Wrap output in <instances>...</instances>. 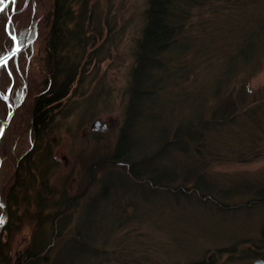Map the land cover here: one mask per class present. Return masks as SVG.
Segmentation results:
<instances>
[{
  "label": "rangeland",
  "instance_id": "374dc122",
  "mask_svg": "<svg viewBox=\"0 0 264 264\" xmlns=\"http://www.w3.org/2000/svg\"><path fill=\"white\" fill-rule=\"evenodd\" d=\"M92 2L94 17L104 28L102 36L84 64L82 79L73 82L66 97L52 103L48 128L36 144L25 119L43 89L44 23L37 40H29L34 46L30 55L17 57L20 69L13 72L10 64L0 67V218L16 167L26 171L32 163L37 167L27 171V186L15 190L19 194L11 215L17 223L11 232H0V250L13 256L32 240L39 207L35 198L40 193L44 203L53 205L45 203L44 216L66 199H71L72 209L57 222V241L47 259L35 264H48L53 257L56 264H67L72 255L75 264H82L86 257L76 252L79 244L73 232L89 223L91 243L98 254L106 251L109 258L104 262L99 255L101 264H251L264 258V28L259 36L252 32L257 24L253 15L264 17V0L251 1L241 13L225 0L193 8L181 44L161 56L167 74L161 69L156 77L160 75L165 85L152 96L139 98L143 113L126 130L147 145L143 155L155 151L152 164H160L165 187L135 179L127 167L112 163L127 116L146 0ZM6 6L0 4V14L7 12ZM240 19L248 21L253 41L248 54H242L236 34L223 31L225 23L228 27ZM20 20L24 22L23 17ZM201 20L203 24L198 23ZM7 32L14 35L12 22ZM13 42L16 54L22 46ZM217 86L226 92L246 87V105L234 115L228 113V120L201 131L199 138H182V148L156 151L158 136L166 133L169 140L176 127H196L195 119L211 115L219 102L214 95ZM96 119L106 128H94ZM42 146L55 160L46 171L38 160ZM154 175L159 176L157 171ZM252 198L263 200L251 203ZM87 199L96 203L90 210L93 214L87 211ZM50 226L45 220L48 239Z\"/></svg>",
  "mask_w": 264,
  "mask_h": 264
},
{
  "label": "trees",
  "instance_id": "16d2710c",
  "mask_svg": "<svg viewBox=\"0 0 264 264\" xmlns=\"http://www.w3.org/2000/svg\"><path fill=\"white\" fill-rule=\"evenodd\" d=\"M251 1L254 3L260 2V0H225V3H228L231 7L234 4L235 7L233 9L241 13L244 7ZM1 3L2 5L6 3L7 12L0 14V58L5 56L12 48L14 43L13 37L22 46L20 51L16 52L7 61V64H10V67L14 68L13 72L18 71L21 66V60L18 61L17 57L20 55H25L24 57L30 55V49L32 48L31 50H33L34 46L29 40L32 38H34L33 41L37 40L40 36L41 23L45 25L43 29L44 33L41 36L42 56L40 58V63H42V70L40 72L43 76V89L33 99L28 114L29 118L25 119V125H27L25 128L28 135L30 133L32 142L34 141L33 137L35 138L36 144L38 140H42L41 136L48 128L52 103L66 97L73 88V82H78L82 79L85 71L84 64L92 58L94 51L92 48L98 40V36H102V29L104 28L100 21L94 17L95 10L92 0H0ZM208 3H211V0H146L147 5L143 11V28L135 47V61L131 73L132 82L129 87L130 92L126 109L127 116L124 120L125 125L122 127L116 148L112 154V163L127 167L128 173L131 176L135 179L139 178L143 182L146 181L150 185L155 184L159 185V187L163 185L165 187L162 184L164 181L162 174L165 173L159 171L161 166L158 162L152 164L155 151L150 153L149 156L143 155L147 150V145L142 144V140L133 137L126 128L129 126V122L135 119V116L138 117L143 113L144 107L139 103L141 102L139 98L141 96L147 97V95L152 96L165 85V83H162L163 80L160 75L156 77L157 72L161 69L163 72L166 71L164 67V69L161 68L164 62L161 56L167 50L177 47L178 43L181 44L182 34L187 29V21L191 16L192 9ZM19 14L24 18V22H21ZM243 21L244 23L241 19L236 20L237 23L228 27H226L225 23L223 31L229 34H236L241 39L242 48H240L242 54H248L253 41L249 37L248 21ZM252 21H257L256 27L252 29V32H254V36H259L263 32L264 17L256 19L253 15ZM8 22H12L13 36L7 32ZM198 23L203 24L202 20L198 21ZM35 31L37 32L36 35H34ZM214 92L219 102L212 106L211 115L207 118L202 115L201 118L195 119V123H192L196 124V127H191V125L176 127L172 131L169 140L166 133L161 137L158 136L157 138L161 140L160 146L156 148V151H161L165 147L182 148L183 146L180 147L182 145L180 143L182 138H199L201 131L210 129V126H213L216 121L228 120V113L232 112L234 115L238 110L243 108L242 105H246V97L244 96L248 92L246 87L240 90L229 89L226 92L224 88L222 89L217 86ZM234 94H236L237 98L234 97ZM225 112L227 114H224ZM193 141L192 139L190 140V142ZM42 149V155L38 156V160H40L39 163L43 167V171H46L45 168L51 165L52 162L55 163V160L49 149L44 146H42ZM28 157L27 161L32 162L30 156ZM36 168V165L32 163L27 171L31 173L32 169L35 171ZM27 171L19 165L14 171L15 175L11 183L12 186L8 190V194H6L4 200H2L5 213L3 214L4 218L2 217L3 223L0 224V232L3 229L11 232L13 225L17 223L16 219L12 222L11 207L18 200L17 195L19 193L16 194L15 190L23 188L25 185L27 186V182L25 181V176L29 175ZM156 171L159 175L158 177L154 175ZM43 181L48 182L46 178ZM112 186H114V183H112ZM107 187H104V189L107 190ZM23 197L26 198V195H22ZM44 200L45 196H40V193H37L35 201L39 207L37 206L38 210L34 214V217L36 216V228L32 234V240L24 248L15 250L13 256H8L4 249L3 251L0 250V264H35L38 260L47 259L49 248L57 241V222L63 218L66 219V216H68L72 209V201L71 199H66L65 201L63 200V203L60 201V203L54 204V208L56 207L55 211L50 213V215L48 213V215L44 216L42 209L45 208V203H47V207L51 208L53 206H49L47 201L44 203ZM260 200L262 201L263 199L252 198L250 202L256 203V201ZM88 201L90 204L88 205L89 207L87 206V211H90L95 208L96 203ZM97 205L99 206V204ZM90 214H93V212L90 211ZM48 219L52 225V227L50 226L49 239L45 235L46 228H43L45 220ZM89 225L90 223L86 228L82 226L76 228L73 232L75 237L73 238L79 244L76 252L78 255L85 254L86 259L82 264H101L99 263L100 254H98L96 244L91 243L94 235L89 233ZM262 236H264V232ZM101 253V259L106 262L109 259L107 254H105L106 251H101ZM56 261L53 257L48 264H56ZM76 262V257L72 255L68 259L67 264H75ZM203 263L207 262L201 261L199 264Z\"/></svg>",
  "mask_w": 264,
  "mask_h": 264
},
{
  "label": "water",
  "instance_id": "95a60500",
  "mask_svg": "<svg viewBox=\"0 0 264 264\" xmlns=\"http://www.w3.org/2000/svg\"><path fill=\"white\" fill-rule=\"evenodd\" d=\"M0 8H1V7H0ZM16 49H17V45L14 46V48L11 49V50L8 52V54H6V56L2 57L0 60H6V59L9 58L10 56H12L13 53H15ZM92 125H93L94 128H95V127L106 128V124L101 123V120H100V119H96L95 122H94ZM252 264H264V261L258 259V260H254V261L252 262Z\"/></svg>",
  "mask_w": 264,
  "mask_h": 264
},
{
  "label": "snow or ice",
  "instance_id": "6c2138e0",
  "mask_svg": "<svg viewBox=\"0 0 264 264\" xmlns=\"http://www.w3.org/2000/svg\"><path fill=\"white\" fill-rule=\"evenodd\" d=\"M13 39H15V37H13ZM17 51H18V49H17ZM13 54H15V53H13ZM6 65H7V60H0V67H6ZM2 223H3V219L0 218V224H2Z\"/></svg>",
  "mask_w": 264,
  "mask_h": 264
},
{
  "label": "flooded vegetation",
  "instance_id": "af4514ba",
  "mask_svg": "<svg viewBox=\"0 0 264 264\" xmlns=\"http://www.w3.org/2000/svg\"><path fill=\"white\" fill-rule=\"evenodd\" d=\"M258 259L264 261V258H255L254 260H258ZM254 260H253V261H254ZM253 261H252V262H253ZM251 264H252V263H251Z\"/></svg>",
  "mask_w": 264,
  "mask_h": 264
}]
</instances>
